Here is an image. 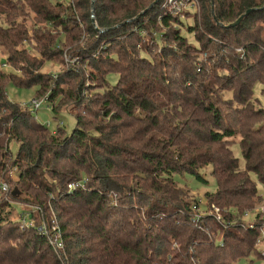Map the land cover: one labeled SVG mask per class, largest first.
Instances as JSON below:
<instances>
[{
    "label": "trees",
    "instance_id": "16d2710c",
    "mask_svg": "<svg viewBox=\"0 0 264 264\" xmlns=\"http://www.w3.org/2000/svg\"><path fill=\"white\" fill-rule=\"evenodd\" d=\"M154 1L0 0V264H234L254 251L260 224L235 220L264 200V0H195L182 16ZM10 84L46 95L52 121L72 104L71 132L10 101ZM208 169L216 188L193 204L174 177L207 184ZM194 205L222 220L194 219Z\"/></svg>",
    "mask_w": 264,
    "mask_h": 264
},
{
    "label": "rangeland",
    "instance_id": "374dc122",
    "mask_svg": "<svg viewBox=\"0 0 264 264\" xmlns=\"http://www.w3.org/2000/svg\"><path fill=\"white\" fill-rule=\"evenodd\" d=\"M51 1H53V2L54 1L67 2L68 0H51ZM237 51H240V48H237ZM4 63H6V56L0 52V68H2L3 70H6V71H11L9 66H7ZM57 66H58V64L51 65V64L47 63V64H45L43 70L45 72H52L53 74H56L60 69V67L58 68ZM107 79H108L109 83L112 85L117 82V76L114 74H110V76H108ZM89 84L91 86H93L92 88L96 87V85H94L93 82H91ZM255 86H256L254 89L255 95L260 99L262 104H264V95L261 94V91L259 88L260 85L256 84ZM6 90H7L8 99L12 102L19 103V105H21L22 107L30 99L35 98L33 96L36 93L35 87L24 88V87H16V86L11 85V84L8 85ZM72 106H73L72 104H66V105L62 106V109H60L61 112L58 115H56L58 117V119H56V121H52V116H54V115L50 114V112H49L48 108L45 106V104L41 105V107L34 113V116H35V119L37 120V122L48 123L50 126V130L55 129L54 126L56 125V123L59 124V122H62V124L60 126L63 125V128L67 131V133H69V132H71V130L73 129V127L75 125V119L73 117L74 112H73ZM226 115L236 116V113L234 110H231ZM229 121L230 120H228V122ZM263 125H264V123H263ZM232 147L234 148L235 145ZM10 149H11L12 153H15L17 151V144L15 142H12L10 144ZM234 150H235V152H234L235 155L239 159V166L241 168H243V165H244L243 159L241 158L240 154L236 150V147L234 148ZM208 171L205 175V178L208 182L207 184L200 182L199 180H197L196 178H194L193 176H191L187 173L182 174V175H176L174 177V179L178 182V184L181 187H183L184 190H186L188 192L187 194L189 195V199L191 198L194 201L193 204H196L195 203L196 200H197L198 205L203 203L205 201L204 194L206 192H212L216 188L215 180H214L213 176L210 174L209 169H208ZM11 184L13 185V182H11ZM1 192H5V191H2V189H1ZM13 205H14V211L16 212L17 215L20 213L22 208L24 209L23 211H26V212L29 211L28 207H24L21 204L14 203ZM198 205H194V206H198ZM194 206L192 207L193 208L192 213H193L194 219H196V220L200 219L201 220V218H203V216L210 215V216L216 218L215 221H221L222 220L223 215L221 214V212H219V207L213 206V207H210L209 209H207V212H204L203 207H200V208L197 207L196 208ZM223 211H224V215L228 214L227 208H223ZM263 219H264V200L259 202L258 204H256L252 210L251 209L246 210L243 213V215L241 217L239 216V219L235 220V221H239V225L242 226V229H245L246 227L251 228L253 226V224L259 225ZM34 221L37 222L36 216H34ZM208 222H211V221H208ZM28 224H30V222H28ZM31 224L33 225L34 222H31ZM37 224L39 225L40 223L37 222ZM228 226L229 225H226V228H229V229L233 228V227L230 228ZM260 230L261 229L259 228V232H260ZM231 232H236V230L231 229ZM219 235H220V233L218 232L216 234L215 238L220 240L221 238H219ZM212 237H214V236H212ZM256 239H257V237H256ZM227 241H230V240H227ZM253 249H254V251L251 252V255H249L246 258H242V259L238 260L234 264H264V243L256 244V241H255V244L253 245Z\"/></svg>",
    "mask_w": 264,
    "mask_h": 264
},
{
    "label": "built area",
    "instance_id": "2783aa9c",
    "mask_svg": "<svg viewBox=\"0 0 264 264\" xmlns=\"http://www.w3.org/2000/svg\"><path fill=\"white\" fill-rule=\"evenodd\" d=\"M168 9L174 14V15H179L182 16V12H184L187 9H194L196 7V1L195 0H166ZM42 104H45V106L50 109V106L47 105V96L44 95L41 98H33L30 99L28 102L24 104L23 107H27V109L32 112L33 114L41 107ZM46 126L50 127L48 123H44ZM62 122H59V125H61ZM54 132V130H52ZM78 185V182L76 183H70L67 185L68 188H74ZM1 189L3 191L8 190V186L5 182L1 184ZM196 207V206H194ZM197 208V207H196ZM32 225L27 224V226ZM253 228V226H252ZM259 228L261 229L259 234L257 235L256 244L264 243V219L259 225ZM37 230L40 232H46L45 227L43 224H39L37 226ZM51 243L55 247H61L60 243L58 242V238L56 235L51 239Z\"/></svg>",
    "mask_w": 264,
    "mask_h": 264
},
{
    "label": "water",
    "instance_id": "95a60500",
    "mask_svg": "<svg viewBox=\"0 0 264 264\" xmlns=\"http://www.w3.org/2000/svg\"><path fill=\"white\" fill-rule=\"evenodd\" d=\"M157 2V0H155L154 2H153V4L152 5H154L155 3ZM151 5V6H152ZM93 6H94V2H93V0H92V8H93ZM150 6V7H151ZM254 9H248V10H246L242 15H240L233 23H231V24H229V25H226L225 27H234V26H236V25H238L241 21H242V19L245 17V16H247V15H249V13H251L252 11H253ZM145 11H147V9L145 10ZM16 194H18V191L16 190V189H13L12 190V192H11V195L12 196H16Z\"/></svg>",
    "mask_w": 264,
    "mask_h": 264
}]
</instances>
